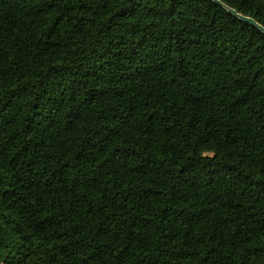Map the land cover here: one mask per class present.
Returning a JSON list of instances; mask_svg holds the SVG:
<instances>
[{
  "label": "trees",
  "instance_id": "1",
  "mask_svg": "<svg viewBox=\"0 0 264 264\" xmlns=\"http://www.w3.org/2000/svg\"><path fill=\"white\" fill-rule=\"evenodd\" d=\"M0 264H264V33L213 0H0Z\"/></svg>",
  "mask_w": 264,
  "mask_h": 264
},
{
  "label": "water",
  "instance_id": "2",
  "mask_svg": "<svg viewBox=\"0 0 264 264\" xmlns=\"http://www.w3.org/2000/svg\"><path fill=\"white\" fill-rule=\"evenodd\" d=\"M213 1L215 3H217L218 5H220L221 7L227 9L232 15L236 16L237 18H239L243 22L256 27L257 29H259L260 31H262L264 33V27L262 25H260L257 21H255L253 18L248 17V16H244V15L238 13L236 10L228 7L227 5L222 3L220 0H213Z\"/></svg>",
  "mask_w": 264,
  "mask_h": 264
}]
</instances>
